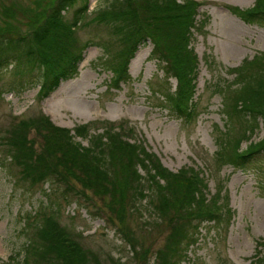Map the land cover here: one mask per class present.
Returning a JSON list of instances; mask_svg holds the SVG:
<instances>
[{
  "label": "rangeland",
  "instance_id": "1",
  "mask_svg": "<svg viewBox=\"0 0 264 264\" xmlns=\"http://www.w3.org/2000/svg\"><path fill=\"white\" fill-rule=\"evenodd\" d=\"M51 1L0 0V28L13 35L31 33L34 27H29L30 20L46 13ZM256 1H195L202 12L199 19L206 13L210 22L205 30H193L190 44L200 59L197 92L198 96L203 95L201 113L193 124L173 119L162 108L167 105L162 97L159 95L157 100L152 96V90L162 89V83L165 84L164 93L167 88L174 93L177 79L172 73L170 76L165 73L168 66L161 58L152 56L154 46L150 39L144 42L131 62L132 80L118 90L114 86L111 88L113 74L117 76L115 69L124 61V55L118 52L130 44L124 42L123 45L122 39L116 37L108 26L95 22L88 27L80 25L75 28L73 38L77 46L88 41H92V45L85 51L79 75L62 83L50 99L38 101L39 84L12 90L17 84L14 67L5 68L1 73L0 144L11 125L44 119L45 116H50L51 123L70 130L83 146L91 144V137L77 138L75 129L79 126L90 125L91 136L112 129L119 133V125L127 126L132 130L127 135L134 136L132 142L142 143L170 171L194 169L208 184L209 197L215 196L217 191H221V196H229L234 217L230 222L204 224L198 244L190 249L183 264H250L255 258L257 245L264 240V151L254 155L244 170L221 167L215 154L217 138L223 135L228 125L222 113L221 93L234 84L236 75L232 70L245 60L264 54V27L245 24L228 7L247 9ZM107 4L108 0H91L88 11L84 12L86 21L83 23L92 20ZM82 5L83 2H79L66 12L68 23L73 22L74 13ZM42 22L40 18L39 25ZM102 44L111 49V70ZM167 54L173 60L168 51ZM217 88L219 92L216 94ZM45 133V130L34 129L29 134L37 150L44 148L42 135ZM263 140L264 122L261 121L252 141ZM249 144L244 142L242 150ZM2 150L0 148V160L4 164L0 166V264H17L21 259L19 252L34 235L36 214L48 209L44 204H48L45 194L50 185L27 190L24 185L16 183L17 172L14 168L10 171V159H5ZM85 194L93 201L81 197L61 202L60 221L69 231L77 235L80 232L85 248L94 253L101 264H153L170 240L175 225L170 221L171 215L162 218L151 210H143L146 201L140 206L131 203L130 199V204L123 206L125 219L120 221L117 212L113 211L116 207H110L113 197L108 195L104 200L90 192Z\"/></svg>",
  "mask_w": 264,
  "mask_h": 264
},
{
  "label": "trees",
  "instance_id": "2",
  "mask_svg": "<svg viewBox=\"0 0 264 264\" xmlns=\"http://www.w3.org/2000/svg\"><path fill=\"white\" fill-rule=\"evenodd\" d=\"M79 2H83V7L74 13L73 22L68 23L66 12ZM87 2L52 0L46 13L30 20L29 27L34 28L26 35H13L0 28V73L14 64L20 76L36 75L33 79L40 77V83L47 89L72 78L76 71L74 63L83 47L79 50L75 46L71 31L84 19ZM196 8L194 0H108L106 8L96 16L101 25L108 26L122 39L123 45L130 44L118 52L126 59L122 67L115 69L118 74L115 86L119 87L139 45L150 39L155 45L152 56L161 58L168 66L165 73L169 76L172 73L178 80L177 92L166 94L164 101L168 102L171 115L185 120L190 116L197 76V56L189 48ZM228 9L245 23L264 27V0H257L248 9ZM40 18L43 22L39 25ZM101 47L110 57L107 63L111 69V49L106 45ZM233 72L238 86L226 87L221 93L228 125L217 138V161L222 167L229 165L243 170L254 155L264 151V140L241 149L242 143L249 142L260 122H264V55L245 61ZM34 129L46 131L42 135L43 149L37 150L29 139ZM75 132L82 138L90 136L88 125L78 127ZM7 134L3 138L4 151L13 163L8 166L10 171L14 168L17 172V183L31 189L50 184L54 197L51 212L39 214L41 225L24 247L23 260L18 264H101L94 253L83 250L71 239L61 238V231L51 221L61 211L59 199L71 197L70 193L79 196L90 192L104 200L108 195L113 197L110 207H116L113 211L120 221L125 219L123 206L130 204V199L140 206L147 200L143 209L162 218L171 215L170 221L178 225H173L169 242L153 264H181L190 247L197 243L203 223L224 221V215L219 216L216 199L207 201V184L196 171L184 169L173 173L146 148L124 141L120 135L107 132L104 141V134H96L91 137V144L84 147L69 130L55 127L48 118L12 125ZM1 165L4 164L0 160ZM260 255L252 264H264V248Z\"/></svg>",
  "mask_w": 264,
  "mask_h": 264
}]
</instances>
